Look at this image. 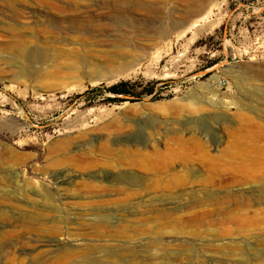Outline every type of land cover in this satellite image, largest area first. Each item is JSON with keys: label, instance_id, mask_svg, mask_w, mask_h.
<instances>
[{"label": "rangeland", "instance_id": "374dc122", "mask_svg": "<svg viewBox=\"0 0 264 264\" xmlns=\"http://www.w3.org/2000/svg\"><path fill=\"white\" fill-rule=\"evenodd\" d=\"M262 99L264 0H0V264H264Z\"/></svg>", "mask_w": 264, "mask_h": 264}, {"label": "trees", "instance_id": "16d2710c", "mask_svg": "<svg viewBox=\"0 0 264 264\" xmlns=\"http://www.w3.org/2000/svg\"><path fill=\"white\" fill-rule=\"evenodd\" d=\"M129 85L130 84H129L128 81H121L119 83H116V84L111 85L109 88H107V91L109 93L113 94V95H117V96L122 95V96L130 97V96H132L134 94H132L130 92ZM149 93L152 94L153 93V89H150L149 90ZM135 99L134 98H128V99H126V98H120V99L115 98V100H119V101H126V100H128V101H132V102L137 101Z\"/></svg>", "mask_w": 264, "mask_h": 264}, {"label": "bare ground", "instance_id": "6f19581e", "mask_svg": "<svg viewBox=\"0 0 264 264\" xmlns=\"http://www.w3.org/2000/svg\"><path fill=\"white\" fill-rule=\"evenodd\" d=\"M77 1V0H76ZM80 1V0H79ZM196 5V4H195ZM195 7V8H194ZM188 12L191 13V12H195L197 13L198 12V9L196 8V6H190L188 7ZM183 25V24H182ZM69 35V34H68ZM17 51L20 53V54H24V55H27L28 56V49L26 46H23V45H19L17 46ZM126 56V55H125ZM262 101H264V99H262ZM261 188V187H260ZM262 191H264V186H262V188L260 189Z\"/></svg>", "mask_w": 264, "mask_h": 264}]
</instances>
